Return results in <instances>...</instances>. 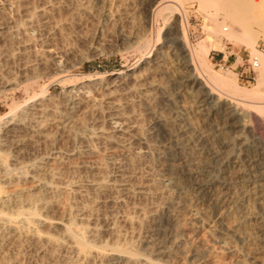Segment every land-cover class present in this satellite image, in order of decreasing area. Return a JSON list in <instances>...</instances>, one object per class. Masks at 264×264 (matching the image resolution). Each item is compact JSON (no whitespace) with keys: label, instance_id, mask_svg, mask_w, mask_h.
<instances>
[{"label":"rangeland","instance_id":"rangeland-1","mask_svg":"<svg viewBox=\"0 0 264 264\" xmlns=\"http://www.w3.org/2000/svg\"><path fill=\"white\" fill-rule=\"evenodd\" d=\"M160 2L155 0L150 3L148 14L144 9L146 7L144 0H124V2L123 0H0V81H3L0 83V117L5 118L8 114L16 113L17 110L27 107L29 103L31 104L32 100H34L33 104H36V109L33 108L34 105L32 104L29 106L31 112L28 108L24 110L25 119H21L20 122H18V114H16V118L13 117L16 120L12 119L11 121L13 123L15 121L17 126L12 129L13 131H4L0 135V139L4 135L3 145H1L3 147L0 146V150L1 153L7 154V158H10L14 165H17L18 162L26 164L33 161L37 162V165L40 164V166L38 165L40 170L37 171V174L39 173L41 183L45 178L47 179L45 182H49L48 179L52 176H54V183L57 181L55 184H58V190L49 191V193L40 189L41 197L44 195L42 197L44 200L42 198L41 200L47 204V208L46 206L43 207L44 209L41 207L38 212L47 218L45 223L41 222L36 227L40 225L38 230L40 229L43 239L48 234L61 239L63 232L59 228L58 221L63 223L67 220L69 222L68 219L70 218L74 222L75 219L77 220V226H80L78 224L82 222L80 223L83 224L81 227L92 226L94 223L102 227L103 236L101 234L100 238L96 237L95 240H92L95 245H97L96 243H98L97 246L106 244L105 248H114V245L118 248L119 245V248H126L131 244L130 247H133V250L130 247H127L128 249L140 253L141 256L142 254L143 256L147 255L153 262L157 261L154 262L155 264H235L233 256L226 253V249H224L226 242L221 235L222 228H224L223 222L227 220L224 216L226 209L223 208L226 207V199L222 201L223 203H218L219 205L214 204L210 200L212 192L204 193V195L198 194L195 190V183L203 182L208 173H217L226 181L228 178L231 179L229 176L238 174V169L236 170L238 167L233 166L231 158L230 160L224 158L227 157L225 155L227 152L224 151H227L230 146L229 148L226 146L228 135L221 129L224 121L223 116H220L222 114L211 113L206 115L204 110L195 108L193 106L196 105L195 97L187 94L182 88L186 74L179 66L182 60L181 57H178L180 56L179 46L175 37L181 35L179 32L181 23L187 22L186 39L190 46L196 47L198 43L204 40L210 47L206 57L207 65L221 73L234 72L237 83L242 87H260L259 94L248 99V101L264 103V76L263 79L261 78L263 81L260 82L258 70L249 72L247 67L249 56L264 53L263 36L257 37L254 45L255 51H252L242 40L229 39L225 35L230 27L225 15H223V9L216 7L217 5L202 4L199 0H165L161 4V8L162 5L171 3L172 12L170 8L161 10L160 7L155 11V7ZM91 3L93 4L90 5ZM110 3L115 4H113V8H110L113 12L109 11L108 16H105L104 13L107 14L106 9ZM119 3L118 7L116 4ZM100 8H103L102 12ZM29 19L31 22L28 21ZM111 19L113 21L115 19L114 25L116 26H112L113 21ZM147 20L149 21L147 22ZM105 22L109 24V27H106ZM215 22H219V25L212 32L209 42L207 41V28H212ZM26 24L29 26L26 27ZM226 27L228 28L225 29ZM17 28L18 30H16ZM120 31L123 34L126 33L124 36L129 35V38L126 39L128 41L122 38L124 36ZM168 37H173L174 41L168 40ZM180 37L178 36V38ZM144 43L150 47V57L153 60L150 57L147 60L144 59L143 56L148 49V47L143 46ZM214 43H218L216 49H214ZM164 53H166L164 56L167 60L162 57ZM160 63H162V67ZM145 68L150 71L146 72ZM118 72L121 73L118 74ZM89 75L100 77L101 80L86 84L87 87L85 84L76 83L78 79ZM4 79H7L5 85ZM74 82L76 85H73ZM33 95L36 96L35 99L32 97L30 100L29 98ZM69 97L73 98V101L69 100ZM108 102H110L109 104L116 102L115 105H117L119 112L128 119L125 118L127 120L125 122L130 126L129 135L127 132L123 133L126 134L125 136L117 132L114 136L119 139L116 140L117 138L114 137L116 141H91L96 153L90 154L91 156L83 152V154H79L84 142L82 143L76 135L82 132L85 127L110 130L108 128L110 118ZM45 108L46 111L43 113ZM252 110L254 109L252 108ZM261 113L255 110L251 112V125L256 134L254 136L261 134L264 136V113ZM104 116H108V118L106 117L108 120ZM159 122L162 123L161 127L158 126ZM138 126L144 129L142 131L141 128L143 133L145 132L141 137ZM136 127L138 129H135ZM168 130H171L172 133L171 131L168 133ZM136 131L139 133L134 136L137 134ZM233 131L234 135L244 134L240 141L244 142L246 138L245 141L250 144L245 146L249 156L244 164L249 162L248 165L246 164L247 168L252 166L251 170L254 174L256 171L257 174L260 173L264 167V163H261L264 162V147H257V144L252 142L251 139L254 137L252 134L247 136L244 132L238 133L237 129ZM232 133L231 135H233ZM122 140V145H120ZM177 141L178 143H176ZM115 147L117 149H114ZM236 149L235 146V151ZM56 153L60 154L58 158L56 156L59 160L54 159ZM61 153L64 158L60 157ZM52 155H54L53 158ZM53 161L55 164L52 163ZM99 162L104 164L105 168ZM91 164H95L97 167L95 165L92 167ZM14 165L11 164L8 174L0 175V179L5 181L6 186L0 180V186L2 184L4 189L9 182L12 183L14 180L22 186L30 185L27 182H20L17 169L14 168L17 166ZM105 165H107V169ZM170 165L171 167H169ZM246 166L240 168L244 169ZM98 168L105 169L107 174L110 172V175L112 173L117 175L118 177H116L122 181L120 183L122 185L117 186V189L96 192L97 189H93L89 185L94 179L103 177L97 173ZM176 170H178L177 174L180 179L174 173ZM233 170L237 172L235 173ZM223 171L225 172L223 173ZM117 172L119 174H115ZM1 176H4L5 179ZM42 176L45 178L43 179ZM174 177L177 178L178 184L172 183ZM8 178L10 179L8 180ZM69 180L73 182L70 183ZM6 181H9L8 184ZM68 181L70 184H75L74 191L68 189ZM155 181L158 183L157 188L154 185ZM14 182L12 184L16 183ZM233 184L235 182L231 186ZM139 185H144L143 189L148 190H145L144 193L135 192ZM123 186L125 187L124 190ZM34 188L33 190L36 192L38 189H36L37 187ZM65 189L70 192H66ZM149 189L151 193H148ZM222 191L226 195V187L222 188ZM178 195L179 197L184 195V198L183 196L179 198ZM169 196H175L179 199L175 197L172 199ZM21 197L22 199H24L23 197L28 198L29 194L24 191ZM182 198L186 199L187 203L191 202V207L189 206L190 203L185 204L186 202ZM171 202L172 204H170ZM179 202L187 206L181 205V210L180 207H176L177 203L181 204ZM209 202H212L213 206ZM245 202H241L244 206L239 204L241 206H238L236 213L248 215L250 210L253 212V209H249L251 208L247 204L249 202ZM173 205L174 207H172ZM187 208L191 209L188 210ZM175 209L177 211L179 209L178 212L181 211V213ZM66 210H70L72 213L75 211L76 214L73 215L69 211L73 218L68 217ZM254 211H257L254 212L255 214L264 218V202H255ZM236 213L234 212V214ZM160 214H163L164 218ZM81 216L83 217L79 218ZM192 216H195L193 218L197 220L193 219ZM86 218L90 221H87ZM60 219L64 220L61 221ZM82 219L84 220L82 221ZM171 223L179 224L177 225L181 231L177 234V239L182 244L179 241L174 244L172 242L174 236L166 232L171 228ZM220 226H222L221 229ZM117 230L119 231L116 232ZM110 231L116 233L110 234ZM87 233L86 238L88 239L92 234ZM116 234L118 236L120 234V236L118 237ZM10 235L9 237L6 234L4 235L6 238H0V264H103L102 262L113 264L111 261L109 263L101 260V258L97 259V255L93 256L96 259L90 257L91 261L88 258L87 262L83 258L84 263L83 259L77 257L76 260L74 253L72 255V252L63 250V248L60 249L62 254H58L59 249L57 248L59 247L54 248L56 246L51 241L49 242L53 247L46 240L41 242L42 239L38 240L37 244L36 240L29 235H26V238L25 235H21L22 237H18L16 234ZM28 237L31 239L27 240ZM141 238L145 239L142 243ZM98 239L100 241H97ZM162 243H165V245L163 244L164 247L167 246L166 248L170 249L169 256L167 253L166 255L160 254L158 251V245H162ZM197 252H199L198 255ZM63 253H67L72 259L63 256ZM73 257L75 258L73 259Z\"/></svg>","mask_w":264,"mask_h":264},{"label":"bare ground","instance_id":"bare-ground-1","mask_svg":"<svg viewBox=\"0 0 264 264\" xmlns=\"http://www.w3.org/2000/svg\"><path fill=\"white\" fill-rule=\"evenodd\" d=\"M51 1V0H50ZM145 1V5L146 7L144 8L145 11H147V13L149 12L148 8L150 3H152L153 1L155 0H144ZM162 1V0H161ZM165 1V0H164ZM160 2L158 0V3L157 6L155 7V11H157L158 9L161 8V4H163V2ZM167 1V0H166ZM200 3L202 4H210V5H217L216 7H219V8H222L223 11H224V14L225 15V19L227 20L228 22V25L230 27V29L228 30V32H226V36L229 38V39H234V40H237V39H240L242 40L247 46H249L251 48L252 51H255L254 50V45H255V42H256V39L259 35H262L263 37V40H264V0H199ZM104 2V1H103ZM102 2V4H103ZM113 2V1H112ZM122 2V1H121ZM124 2V0H123ZM53 3V2H52ZM51 3V4H52ZM105 3V2H104ZM89 4V3H88ZM93 3H91L90 5H92ZM108 4V3H107ZM114 4V3H113ZM113 4L110 3L106 9L107 11V14H105V16H108V12L109 11H112L113 10H110V8H113ZM122 4V3H121ZM155 4V3H154ZM115 5V4H114ZM118 7L120 5L119 4H116ZM51 6V5H50ZM86 6V5H85ZM116 6V8H117ZM163 7L161 8L162 9H166V8H170L171 12H172V7H171V3H167L165 6L162 5ZM102 7V6H101ZM122 7V6H120ZM160 7V8H158ZM104 8V7H103ZM102 8V9H103ZM115 8V7H114ZM158 8V9H157ZM100 8V11L102 10ZM120 9V8H119ZM143 9V8H142ZM157 9V10H156ZM218 9V8H216ZM221 9V11H222ZM46 10V9H45ZM44 10V11H45ZM105 10V9H104ZM43 11V9L41 10V12ZM47 11V10H46ZM45 11V12H46ZM90 11V9H89ZM116 11V9H115ZM118 11V10H117ZM120 11V10H119ZM151 11V10H150ZM153 11V10H152ZM151 11V12H152ZM174 11V10H173ZM222 11V12H223ZM102 12V11H101ZM104 12V11H103ZM111 12V13H112ZM91 13V12H90ZM98 13V12H97ZM100 13V12H99ZM96 14V13H94ZM149 14V13H148ZM151 14V13H150ZM90 15V14H89ZM93 15V14H92ZM170 15V14H169ZM149 17V16H148ZM147 17V18H148ZM101 18V17H100ZM114 18V17H113ZM117 18V17H116ZM32 19V18H31ZM110 19V18H109ZM118 19V18H117ZM116 19V20H117ZM122 19V18H121ZM112 20V19H111ZM150 20V19H149ZM147 20V22L149 21ZM30 21V19L28 20ZM27 21V22H28ZM101 21V20H100ZM105 21V20H104ZM107 21V20H106ZM113 21V20H112ZM115 21V19H114ZM114 21H113V25L112 26H116L114 25ZM125 21V20H124ZM31 22V21H30ZM96 22V21H95ZM103 22V21H102ZM101 22V23H102ZM108 22V21H107ZM106 23V22H105ZM150 23V22H149ZM187 22L184 21V23L182 24L181 23V27L179 29V32L181 35H178V36H181L180 38L175 37V39L177 40V43H178V49H179V54L180 56L178 57H181V65H179L182 69V71L186 74H183L185 76V79H184V84H183V87L184 88V91H186L187 94L191 95V96H194L195 97V103L196 105L194 104L193 106H195V108H198L199 110H204L203 112L207 114H211V113H215V114H222L220 116H223L222 118H224L223 120V125H221V129L223 130L224 133H226L228 135V140H226V146L230 148L227 150V151H224V152H227L225 155H227V157L225 156L224 158H230L233 160L232 163H233V166L236 168V170L238 169V174H235L237 171H235V173L233 172V176H229L231 179H227L226 181L221 177L219 176L217 173L216 174H206L207 175V178L205 180H203V182L199 181L198 183H195V190L197 191L198 194L200 195H204V193H207V192H212L211 193V199L212 202L214 204H220V202L222 201H225L226 199V207H223L226 209V214H224V216H226V222L224 223L223 220L221 222H223L224 224V228L221 235H222V238L225 240H223V243L226 244V248L224 247V249H226V253H229L230 255L233 256V260L236 262L235 264H264V218L263 216L261 215H257L255 214L257 211H254V206H255V202L258 203V202H264V167L263 170L261 171L260 169V173L257 174V171H256V174L253 173V171L251 170L252 169V166H250L251 168H247L246 164H244V161L247 160V157L249 156V152L247 154V151L245 148L246 144L250 145L246 140H244V142L240 141L242 136L244 135H240V134H233L232 131L234 129H237L238 133L241 132H244L246 133V135L248 136V134H252L254 136L255 134V131H254V127H252V123H251V112L252 111H259V112H262L264 113V103L262 102H259V101H248V99L250 98H254L256 97V95L259 94L261 88L258 87V86H252V87H242L240 86L237 81H236V76L234 74V72H225V73H221V72H218L216 70H214L213 68L209 67L206 63V57H207V54L209 52V49L210 47L207 45V43L203 40L201 41L200 43H198V45H196V47H191L188 40L186 39V27H187ZM97 26H98V23H96ZM100 24V23H99ZM107 24V23H106ZM109 24L106 25V27H109L108 26ZM219 25V22H215L214 23V26H212V28H207V41H211L210 40V37L212 36V32H214L215 28ZM29 26V24L27 25L26 24V27ZM105 26V25H103ZM32 27V26H31ZM122 27V26H121ZM175 27V26H174ZM104 28V27H103ZM111 28V27H110ZM116 28V27H115ZM228 27H226L225 29H227ZM27 29V28H26ZM94 29V28H93ZM112 29V28H111ZM111 29H110V32H111ZM124 29V28H122ZM18 30V28L16 29ZM95 30V29H94ZM101 30H104L101 28ZM113 30V29H112ZM115 30V29H114ZM121 30V29H120ZM93 31V30H92ZM109 31V30H108ZM169 31V30H168ZM171 31V29H170ZM169 31V32H170ZM173 31V30H172ZM101 32V31H100ZM122 32V31H120ZM118 32V33H120ZM178 32V31H177ZM102 33V32H101ZM172 33V32H171ZM114 34V33H113ZM123 34V32H122ZM126 34V33H124ZM123 34V36H124ZM131 34V33H129ZM108 35V34H107ZM118 35V34H117ZM128 35V34H127ZM94 36V35H93ZM120 36V35H119ZM224 36V35H223ZM103 37V36H101ZM121 37V36H120ZM122 38H125L128 39L129 38V35L128 36H124ZM173 37H168V40L170 39L171 41H174L172 39ZM226 38V37H225ZM96 39V38H95ZM122 41H124L122 39ZM128 41V40H126ZM170 41V42H171ZM147 44L144 43L143 46L144 47H148V45L146 46ZM214 49H216V47L218 46V43H214ZM96 46V45H95ZM93 46V47H95ZM162 47V46H160ZM150 47H148L146 54L143 56L145 60H147V58H149L151 56V49H149ZM153 48V47H152ZM96 49V47H95ZM98 49V48H97ZM171 49V48H170ZM155 51V49H152ZM164 50V49H163ZM160 51V50H158ZM162 51V50H161ZM153 52V51H152ZM170 52V51H169ZM22 53V52H21ZM161 53V52H160ZM166 53L162 54V57H164L165 60H167V58H165V55ZM169 54V53H168ZM177 54V53H176ZM153 55V54H152ZM170 56V54L168 55ZM174 56V55H173ZM257 57L258 61H259V64H258V67L256 68V70H258V74H259V81H263V76H264V53H256V55H254ZM158 57V56H157ZM151 58V57H150ZM159 58V57H158ZM157 58V59H158ZM152 59V58H151ZM150 59V60H151ZM162 59V58H161ZM162 59V60H164ZM169 59V57H168ZM48 60V59H46ZM153 60V59H152ZM155 60V59H154ZM164 60V61H165ZM156 61V60H155ZM154 61V62H155ZM169 61V60H168ZM180 61V60H179ZM48 62V61H47ZM161 62V61H159ZM59 63V61H58ZM164 63V62H162ZM160 63V66L161 64ZM52 64V63H51ZM149 64V63H148ZM171 64V63H170ZM59 65V64H57ZM150 65V64H149ZM154 65V64H153ZM156 66V65H155ZM159 66V65H158ZM159 66V67H160ZM174 66V65H172ZM178 66V68H179ZM150 67V66H149ZM162 67V66H161ZM148 68V66H147ZM158 68V67H157ZM156 68V69H157ZM172 69V68H171ZM176 69V68H175ZM180 69V68H179ZM180 69V70H181ZM146 70V68H145ZM179 70V71H180ZM150 70H146V72H148ZM122 72V71H121ZM121 72H118V74H120ZM126 73V72H125ZM128 73V72H127ZM181 73V72H180ZM146 74V73H145ZM144 74V75H145ZM124 75V74H123ZM127 76V75H126ZM125 76V77H126ZM130 76V75H129ZM138 77V76H137ZM183 77V76H182ZM135 78V77H134ZM263 80H262V79ZM2 80V79H1ZM5 80V79H4ZM98 80H101L100 77H91L90 75L89 76H86V77H83V78H80L76 81V83H80V84H90L94 81H98ZM135 80V79H134ZM137 80V79H136ZM73 81V80H72ZM120 81V80H119ZM3 82V81H0V83ZM180 82V81H179ZM183 82V81H182ZM181 82V83H182ZM259 82V83H260ZM7 83V79L4 81V85ZM76 83L74 82L73 85H76ZM97 83V82H95ZM100 83V82H99ZM72 84V83H71ZM101 84V83H100ZM112 84V83H111ZM3 85V87H4ZM84 85V86H85ZM82 86V85H81ZM87 87V85H86ZM84 87V88H86ZM73 88V87H71ZM70 88V89H71ZM69 89V90H70ZM135 90V89H134ZM68 92V91H66ZM74 92V91H72ZM181 92V91H180ZM68 95V94H67ZM70 95V94H69ZM150 95V94H149ZM37 96V94H36ZM36 96H31V98H29L30 100L32 99V97H36ZM154 97V96H153ZM35 99V98H34ZM71 98L69 97V100ZM73 99V98H72ZM71 99V100H72ZM194 99V98H193ZM73 101V100H72ZM28 102V101H27ZM41 102V101H39ZM34 103V100H32L31 104ZM110 102H108L109 104ZM112 103V102H111ZM116 103V102H115ZM115 103H112V104H109V109L108 108H105V109H108L109 110V120L107 119L108 116H104L107 120H108V128L110 129L109 131H105L104 128L102 129H97L96 128H87L85 127L82 132L78 133V135H76L80 141H82L83 143V147L81 148L82 151L81 153L79 154H83V153H86L88 155L90 154H95L96 153V150L95 148L91 145L93 141H96V140H103V141H109V140H112V141H116L118 140L119 138L114 136L115 133L117 134V132H120V134H123L125 132H129L130 130V126L127 125V123L125 121H127L128 119L126 117H124L118 110L117 108V105H115ZM31 104L29 103L27 107L25 108H22V109H19L17 110L16 113L14 114H11V115H7V117H0V135L2 133H4V131H13L12 129L13 128H16L15 126H17L16 122L14 121V123L11 121L12 119H15L16 117V114H18V122L21 121V119H25V115H24V110L26 108H30L29 106H31ZM74 104V103H72ZM36 105V104H35ZM35 105H34V109L35 108ZM119 106V105H118ZM201 107V108H200ZM40 108V107H39ZM43 108V107H42ZM192 109V107H190ZM252 108L254 110H252ZM44 109V108H43ZM120 109V108H119ZM30 110V109H29ZM28 110V111H29ZM38 110V109H37ZM104 110V109H103ZM40 111V109H39ZM46 111V108L45 110H43V113ZM27 112V111H26ZM31 112V110H30ZM105 112V110H104ZM106 112H108L106 110ZM202 112V113H203ZM36 113V112H35ZM41 113V111H40ZM101 113V112H100ZM200 113V112H199ZM261 113V114H262ZM29 114V113H27ZM32 114V113H31ZM30 114V115H31ZM103 114V113H101ZM107 114V113H105ZM29 115V116H30ZM42 115V114H41ZM103 116V115H102ZM15 117V118H13ZM27 117V116H26ZM100 117V116H99ZM103 117V118H104ZM128 117V116H127ZM28 118V117H27ZM26 118V119H27ZM127 120H126V119ZM105 119V121H106ZM16 120V119H15ZM263 120V119H262ZM25 121V120H24ZM104 121V120H102ZM159 121V119H158ZM27 122V121H26ZM107 122V121H106ZM25 123V122H24ZM19 124V123H18ZM23 124V123H21ZM26 124V123H25ZM23 124V125H25ZM103 124V122H102ZM129 124V123H128ZM21 126V125H20ZM103 126V125H102ZM158 126L161 127L162 126V123H158ZM165 126V125H164ZM22 127V126H21ZM101 127V126H100ZM134 127V126H133ZM18 128V127H17ZM107 128V129H108ZM132 128V127H131ZM139 128V126H138ZM137 127L135 129H138ZM142 128V127H141ZM141 128H139V132L141 131ZM133 129V128H132ZM156 130V128H154ZM153 129V130H154ZM144 129L142 128V131ZM138 131L137 134H132L134 136L138 135ZM141 131V135L140 137L142 136V134H144L143 132ZM169 131L171 130H168V133ZM236 131V130H235ZM233 131V132H235ZM172 133V131H171ZM231 133L233 135H231ZM10 134V133H8ZM124 135V134H123ZM126 135V134H125ZM124 135V136H125ZM129 135V133H128ZM130 135H131V132H130ZM174 135V134H172ZM256 135V134H255ZM262 135V134H261ZM261 135H257V136H254L252 137V142L255 143V145L257 144V147H260V148H263L264 147V136H261ZM4 136V135H3ZM2 136V139H4V137ZM133 136V137H134ZM171 136V135H169ZM245 136V137H247ZM113 137V138H112ZM116 137L117 139L114 140ZM120 137V136H119ZM132 137V136H131ZM173 137V136H172ZM1 138V137H0ZM124 138V137H122ZM136 138V137H135ZM139 138V137H138ZM248 138V137H247ZM2 139H0V146L3 145V142H2ZM145 139V138H144ZM171 139V138H170ZM176 140V138H175ZM174 140V141H175ZM5 141V140H4ZM92 141V142H91ZM146 141V139H145ZM171 141V140H170ZM179 141V140H178ZM178 141L176 143H178ZM7 142V141H6ZM91 142V143H90ZM100 142V141H99ZM122 142L123 140L121 141V144L122 145ZM180 142V141H179ZM223 142H225V140H223ZM222 142V143H223ZM247 142V143H246ZM5 143V142H4ZM104 143V142H103ZM171 143V142H170ZM221 143V142H220ZM113 144V143H112ZM119 144V143H118ZM174 144V143H173ZM176 145V144H175ZM178 145V144H177ZM180 146H182L181 144H179ZM222 145V144H221ZM220 145V146H221ZM247 145V146H248ZM5 146V144H4ZM117 146V145H115ZM179 146V147H180ZM235 146L237 147L236 151H235ZM3 147V146H1ZM114 147V146H113ZM183 147V146H182ZM178 148V147H177ZM176 148V150H177ZM225 148V147H224ZM249 148V147H248ZM80 149V148H79ZM114 149H117V147H115ZM179 149V148H178ZM253 149V148H252ZM264 149V148H263ZM142 151V150H141ZM182 151V150H181ZM83 152V153H82ZM138 154H139V151H137ZM136 152V153H137ZM146 152V151H145ZM219 152V151H218ZM217 152V153H218ZM263 152V151H262ZM5 153V152H4ZM78 153V152H77ZM76 153V154H77ZM144 153V152H142ZM141 153V154H142ZM216 153V154H217ZM6 154V153H5ZM3 153H1V150H0V175H3L4 176L6 175V173L10 172L9 170L11 169V164L14 165L13 162L10 161V158H7V154L5 155ZM113 154V153H112ZM60 155V154H59ZM58 153L54 155H52V158L54 156V159L58 158ZM102 155V154H101ZM144 155V154H142ZM64 155L61 153V156L60 157H63ZM78 156V155H77ZM80 156V155H79ZM78 156V157H79ZM84 156V155H83ZM91 156V155H90ZM136 156H139L136 154ZM216 156V155H215ZM254 156V155H253ZM59 157V158H60ZM87 157V156H86ZM95 157V156H94ZM143 157V156H142ZM251 157V155H250ZM56 158V159H57ZM64 158V157H63ZM62 158V159H63ZM99 158V157H98ZM111 158V157H110ZM246 158V159H244ZM12 159V158H11ZM61 159V160H62ZM101 159V158H100ZM252 159V158H251ZM255 159V158H254ZM15 160V159H14ZM59 160V159H57ZM56 160V161H57ZM60 160V161H61ZM106 160V159H105ZM55 161V160H54ZM54 161L52 163H54ZM259 161V160H258ZM86 162V161H85ZM59 163V161H58ZM95 163V162H94ZM100 163V162H99ZM252 163V162H251ZM257 163V162H256ZM260 163V162H259ZM261 163H264V162H261ZM260 163V165H261ZM17 164V162H16ZM20 164V165H18ZM17 165H14V166H17V167H14L16 168L17 172H18V178L20 180V182H27V183H30L29 186H22V185H19L18 182H15L12 180H10L11 182L13 181L15 184H12L10 183L9 181H6V184H8L7 182H9V184L7 185L6 189L3 188V185L1 184L0 188L3 190H0V238L4 237V235H10V234H16L19 236L21 235H25V238H26V235H29L31 238L35 239L36 240V243L38 240H41V242L43 240H46L47 243H50L49 241H51L52 243L55 244L56 247L54 248H57L59 249V252L58 254H62L60 249L63 248V250H67V251H70L72 252V255L73 253L75 254L76 258L73 257V259L75 258L76 260L78 259L77 257H79V259H85V261L89 258L90 260V257L92 258L94 255H97V259L101 258V260L103 261H111L113 264H155L154 262H157V261H154L151 260L150 258L147 257V255H144L139 253L138 252H133L132 248L130 246H132L130 244V246L128 245L127 247H130L132 250L128 249L127 247L124 248H119V245H118V248L115 247L114 245V248H105V245H102V246H97L98 243H96L97 245H95L92 240H95L96 237H99L101 234L103 236V229L102 227H99V225L97 226V224H93L92 226H89L86 222V224L88 225L87 227H81V225L83 224H80L82 222H80L78 225L80 226H77V220L75 219V222L73 221V219H68V217L72 215H70V213H72L70 210V213L69 211L66 210L67 212V215H69L67 217V219L69 220V222L66 220V221H63L61 220L63 217H65V215H63V217L60 219L61 221H63V223H61L60 221L59 222V228H61L62 232H63V236L62 238L60 239V237L58 238L57 236H50V234H48V236H45V239L41 238V234H40V229L38 230L39 226L36 227L38 224H40L41 222L45 223L44 221L46 220L47 216L46 217H43L39 212H38V209H40L41 207L43 208L44 206H46L47 208V204L43 203L41 198L44 196L41 197V190L40 189H43V191H53V190H58V184L56 185L55 182L54 183V180H53V177L48 179L49 182H45L47 181V179L45 177H43L44 180H42V183L40 181V178H39V173L37 174V171L40 170L38 169V167L40 166V164L37 165V162H28L26 164H21L18 162ZM55 164V163H54ZM96 164V163H95ZM94 164V165H95ZM101 164V163H100ZM249 164V162H248ZM247 164V165H248ZM92 167L94 166L93 164H91ZM89 165V166H91ZM102 165V164H101ZM172 165V164H171ZM171 165L169 167H171ZM229 165V164H228ZM251 165V164H250ZM255 165V164H254ZM257 165V164H256ZM259 165V164H258ZM85 166H87V164H85ZM97 167V165H95ZM100 166V165H98ZM104 167V164L102 165ZM106 166V169H107V165ZM114 166V165H113ZM112 166V167H113ZM173 166V165H172ZM242 166H246V168H240ZM13 167V166H12ZM101 167V166H100ZM102 167V169H103ZM111 167V166H110ZM119 167V165H118ZM175 167V166H174ZM81 168V167H80ZM83 168V166H82ZM86 168V167H85ZM105 168V167H104ZM113 168H116V167H113ZM173 168V167H172ZM170 168V169H172ZM233 168V167H232ZM234 168V169H235ZM84 169V168H83ZM92 169V168H91ZM98 168V172L99 175H103L102 178H97V179H90L92 182L90 183L89 186H91L93 189H97V191L99 190H109V189H117V186L119 185H122L120 184L122 181L118 180L117 179V175H114L113 173L110 175L109 173L107 174V172L102 169ZM109 169V168H108ZM177 169V168H176ZM240 169V170H239ZM254 169V168H253ZM258 169V168H257ZM15 171V169H12ZM88 170V169H86ZM118 170V169H116ZM173 170V169H172ZM171 170V172H172ZM232 170V169H231ZM175 171V169H174ZM177 171L174 172L176 173L178 179H180V177L178 176L177 174ZM220 171V170H218ZM217 171V172H218ZM226 171V170H225ZM223 171V173L225 172ZM54 172V171H53ZM113 172V171H112ZM189 172V171H188ZM7 173V174H8ZM52 173V172H51ZM191 173V172H189ZM230 173V172H229ZM54 174V173H52ZM56 174V173H55ZM94 174V173H93ZM115 174H119L118 172L115 173ZM120 174H122V172H120ZM16 175V176H17ZM96 175V174H95ZM98 175V174H97ZM175 175V177H176ZM205 175V176H206ZM221 175V174H220ZM3 176V177H4ZM59 176V174H58ZM56 175V177H58ZM117 176V177H116ZM123 176V175H122ZM227 176V175H226ZM2 177V176H1ZM2 177V178H3ZM8 177V176H7ZM55 177V178H56ZM97 177V176H96ZM173 178L174 182L172 183H177L178 180L177 178ZM124 178V176H123ZM227 178V177H226ZM225 178V179H226ZM5 179V177H4ZM10 178H8L9 180ZM125 179V178H124ZM2 180V179H0ZM7 180V179H6ZM230 180V181H228ZM3 181V180H2ZM44 181V182H43ZM70 181V180H69ZM68 181V189H72L74 188V185L75 184H70L71 182H73L72 180L70 181L69 183ZM75 181V180H74ZM89 181V180H88ZM120 181V182H119ZM153 181V179H152ZM228 181V182H227ZM1 182V181H0ZM5 181L1 182V183H4ZM124 182V181H123ZM233 186H231L232 183H234ZM75 183V182H74ZM80 184V182H78ZM128 183V182H127ZM179 183V182H178ZM177 183V184H178ZM23 184V183H22ZM25 184V183H24ZM67 184V183H66ZM66 184L64 185V188L66 186ZM129 184V183H128ZM151 184V183H150ZM149 184V186H151ZM157 184L156 181H155V186L157 188ZM78 185V184H76ZM82 185V184H81ZM130 185V184H129ZM4 186L5 183H4ZM135 187V185H133ZM138 186V185H136ZM139 185V187H137L135 190V192H138V193H144L145 190H148V189H143V186L142 185ZM177 186V185H176ZM34 187H37L36 189H38L36 192L33 190L35 189ZM80 187V185H79ZM122 187V186H121ZM120 187V189H121ZM124 187V186H123ZM159 187V185H158ZM180 187V186H179ZM226 187V195L224 194V192L222 190V188H225ZM232 187V188H231ZM235 187V188H234ZM61 188V187H60ZM59 188V190H60ZM63 188V190H64ZM130 188V187H129ZM150 188V187H149ZM153 188V187H152ZM152 188H151V191H152ZM155 188V187H154ZM155 188V189H156ZM234 188V189H233ZM84 189V188H83ZM82 189V190H83ZM119 189V190H120ZM125 189V187L123 188V190ZM127 189V188H126ZM177 189V188H176ZM219 189V191H218ZM75 190H77L75 188ZM79 190V188H78ZM86 190V189H85ZM92 190V189H91ZM128 190V189H127ZM180 190V189H179ZM225 190V189H224ZM24 191H27V193L29 194V197H23L24 199H22L21 195ZM42 191V193H44ZM66 191V189H65ZM74 191V190H73ZM133 191V190H131ZM176 191V190H175ZM62 192V191H61ZM68 192V191H66ZM70 192V191H69ZM68 192V193H69ZM76 192V191H75ZM130 192V191H129ZM134 192V191H133ZM134 192V193H135ZM150 192V189L148 191V193ZM178 192V191H177ZM182 192V191H181ZM180 192V193H181ZM184 192V190H183ZM46 193V192H45ZM50 193V192H49ZM57 193V192H56ZM116 193V192H115ZM131 193V192H130ZM151 193V192H150ZM196 193V194H197ZM26 194V193H25ZM72 194V192H71ZM74 194V193H73ZM177 194V193H176ZM179 194V193H178ZM184 194V193H183ZM186 194V193H185ZM55 195V194H54ZM171 195V193H170ZM52 196V195H51ZM172 196V195H171ZM169 196V197H171ZM177 196V195H176ZM183 198H184V195H182ZM181 196V197H182ZM226 196V197H225ZM175 197V196H174ZM174 197H171L172 199ZM179 197V195H178ZM178 197H175V198H178ZM179 197V198H181ZM197 197V196H196ZM27 198V199H26ZM178 198V199H179ZM182 198V199H183ZM43 199V198H42ZM171 199V200H172ZM177 199V200H178ZM181 199V201H182ZM44 200V199H43ZM119 200V199H118ZM169 200V199H168ZM176 200V201H177ZM184 201L186 199H183ZM50 201V200H49ZM48 201V203H49ZM176 201H173L174 203ZM179 201V200H178ZM177 201V202H178ZM243 201H246L245 203L249 204V206H251V208L249 209H253V212L250 210L249 214L248 215H244L242 213H236L237 211V208L238 206H241L239 204H242ZM45 202H47L45 200ZM183 202V201H182ZM186 202V203H185ZM184 203L185 204H189V206L191 207V202L187 203V201H185ZM212 202H209L211 203L213 206V203ZM242 202V203H241ZM181 203V202H179ZM223 203V202H222ZM221 203V204H222ZM172 204V202L170 203ZM178 204V203H177ZM176 204V207H180L181 208V205L183 206H187L185 204ZM218 204V205H219ZM225 204V203H224ZM223 204V205H224ZM222 205V206H223ZM244 206V204H242ZM259 205V204H258ZM262 205V204H261ZM221 206V207H222ZM225 206V205H224ZM242 206V207H243ZM248 206V207H249ZM174 207V205L172 206ZM177 207V208H178ZM67 208V206L65 207V209ZM73 208V207H72ZM186 208V207H185ZM189 208V207H188ZM187 208V209H188ZM217 208V206H216ZM44 209V208H43ZM71 209V208H70ZM186 209V210H187ZM191 209V208H190ZM188 209V210H190ZM211 209V208H210ZM220 209V208H219ZM42 210V209H41ZM77 210V209H76ZM182 210V208H181ZM193 210V209H192ZM40 211V210H39ZM65 211V210H64ZM91 211V210H90ZM175 211H177L175 209ZM179 211V209H178ZM177 211V212H178ZM75 214L76 212L73 211ZM223 212V211H222ZM234 212L236 214H234ZM255 212V213H254ZM69 213V214H68ZM74 213H72L74 215ZM178 213H181L178 212ZM184 213V211H183ZM186 213V211H185ZM66 214V213H65ZM159 214V213H158ZM157 214V215H158ZM168 214V213H167ZM166 214V215H167ZM187 214V213H186ZM190 214V213H189ZM197 214V213H196ZM195 214V215H196ZM223 214V213H222ZM66 215V216H67ZM82 215V214H81ZM161 215V214H160ZM159 215V216H160ZM163 215V214H162ZM161 215V216H162ZM171 215V214H170ZM181 215V214H179ZM182 215H185V214H182ZM194 215V214H193ZM198 215V214H197ZM196 215V216H197ZM221 215V214H220ZM80 216V215H79ZM165 216V215H164ZM223 216V215H221ZM83 216L79 217V218H82ZM86 217V216H85ZM90 217V216H89ZM158 217V216H157ZM169 217V216H168ZM178 217V216H177ZM195 217V216H192V218ZM88 218V217H87ZM86 220L88 221L89 219ZM162 218H164L162 216ZM174 218H176L174 216ZM172 218V219H174ZM180 218V217H179ZM178 218V220L180 221V219ZM190 218V217H189ZM191 218V219H192ZM66 219V217H65ZM157 219V218H156ZM166 219H167V216H166ZM169 219V218H168ZM177 219V218H176ZM195 219V218H193ZM220 219H222L220 217ZM48 220V219H47ZM81 220V219H80ZM79 220V221H80ZM84 219H82L83 221ZM92 220V219H91ZM160 220V219H159ZM170 220V219H169ZM168 220V221H169ZM175 220V219H174ZM177 220V221H178ZM197 220V219H195ZM78 221V222H79ZM90 221V220H89ZM112 221V220H111ZM142 221V220H141ZM162 221V220H161ZM171 221V220H170ZM190 221V219H189ZM57 222V223H58ZM93 222V221H91ZM157 222V221H156ZM167 222V221H166ZM172 222V221H171ZM176 222V221H175ZM90 223V222H89ZM97 223V222H96ZM110 223V221H109ZM108 223V224H109ZM114 223V222H113ZM116 223V222H115ZM114 223V224H115ZM141 223V222H140ZM84 224V225H86ZM139 224V223H138ZM161 224V223H160ZM178 224V223H177ZM176 223H171V228L169 229V231H166V232H169L171 235H173L174 237H170L173 239L172 242H174V244H176L179 240L177 239L178 237V233L179 231H181L178 227ZM141 225V224H139ZM168 225V224H166ZM102 226V225H101ZM111 228L112 226L109 225ZM114 226V225H113ZM116 227V225H115ZM183 227V226H182ZM222 226H220V229H221ZM109 228V229H111ZM117 228V227H116ZM165 229V227H164ZM107 230V229H106ZM113 230V229H112ZM159 230V229H158ZM167 230V229H166ZM119 230H117L116 232H118ZM162 231V230H161ZM219 231V230H218ZM89 232V234H92V236H90L88 239L86 238V233ZM111 232V231H110ZM113 232V231H112ZM112 232L110 234H112ZM115 232V231H114ZM113 232V233H114ZM115 232V233H116ZM165 232V231H163ZM166 232L164 234H166ZM114 233V234H115ZM169 233H167L169 235ZM181 233V232H180ZM88 234V233H87ZM118 234V233H117ZM116 234V235H117ZM162 234V235H164ZM182 234V233H181ZM11 236V235H10ZM9 236V237H10ZM13 236V235H12ZM11 236V237H12ZM89 236V235H88ZM101 236V238H102ZM118 236V235H117ZM120 236V234H119ZM118 236V237H119ZM170 236V235H169ZM180 236V234H179ZM219 236V235H218ZM8 237V238H9ZM22 237V236H21ZM20 237V238H21ZM44 237V235H43ZM57 237V238H56ZM116 237V236H115ZM221 237V236H220ZM6 238V236L4 237ZM30 238V239H31ZM94 238V239H92ZM100 238V237H99ZM180 238V237H179ZM23 239V238H22ZM29 239V237L27 238V240ZM29 239V240H30ZM89 239H91L89 241ZM117 239V238H116ZM142 239V238H141ZM181 239V238H180ZM26 240V239H25ZM121 240V239H119ZM127 240V239H126ZM125 240V241H126ZM143 240L145 239H142L141 243L143 242ZM149 240V239H148ZM148 240H146V242H148ZM165 240V238H164ZM20 241H22L20 239ZM32 241V240H31ZM97 241H100L99 239ZM2 242V241H1ZM4 242V241H3ZM6 242V241H5ZM4 242V243H5ZM92 242V243H91ZM180 242V241H179ZM45 243V241H44ZM161 243V241H160ZM181 243V242H180ZM179 243V244H180ZM2 244V243H1ZM38 244V243H37ZM41 244V243H39ZM43 244V243H42ZM165 245V243H162V245ZM182 244V243H181ZM50 245H52L50 243ZM141 245V244H140ZM158 245V248H159V252L160 254H165L166 253L168 254L170 252V249L169 248H166L167 246L164 247V245ZM173 245V244H172ZM104 246V247H103ZM135 246V245H133ZM178 246V245H177ZM181 246V245H180ZM53 247V245H52ZM109 247V246H108ZM172 247V246H171ZM170 247V248H171ZM179 247V246H178ZM138 248V246H137ZM176 248V247H175ZM174 248V249H175ZM135 249V248H134ZM169 249V250H168ZM173 249V248H172ZM136 251H138L137 249H135ZM134 250V251H135ZM56 251V249H55ZM69 253V252H68ZM71 254V253H70ZM69 254V255H70ZM170 254V253H169ZM168 254V256H169ZM199 254V252H197V255ZM68 256L67 253H63V256ZM62 256V255H61ZM99 256V257H98ZM146 256V257H145ZM71 256H68V258ZM82 257V258H81ZM4 258V257H3ZM2 258V260H3ZM64 258V257H62ZM96 259V257H93ZM67 259V258H66ZM83 259V261H84ZM5 260V259H4ZM66 261H69V260H66ZM82 261V262H83ZM84 261V263H85ZM91 261V260H90ZM87 262V261H86ZM101 263V261H100ZM103 264L105 262H102ZM110 263V262H109ZM107 264V262H106ZM158 264V263H156ZM161 264V263H160ZM165 264V263H163ZM199 264V263H198Z\"/></svg>","mask_w":264,"mask_h":264},{"label":"built area","instance_id":"built-area-1","mask_svg":"<svg viewBox=\"0 0 264 264\" xmlns=\"http://www.w3.org/2000/svg\"><path fill=\"white\" fill-rule=\"evenodd\" d=\"M259 61L256 56L252 55L249 56V59L247 61V67L249 69V72H255V69L258 67Z\"/></svg>","mask_w":264,"mask_h":264},{"label":"crops","instance_id":"crops-1","mask_svg":"<svg viewBox=\"0 0 264 264\" xmlns=\"http://www.w3.org/2000/svg\"><path fill=\"white\" fill-rule=\"evenodd\" d=\"M223 59V58H222Z\"/></svg>","mask_w":264,"mask_h":264}]
</instances>
